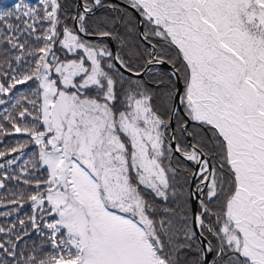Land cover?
I'll return each instance as SVG.
<instances>
[{
  "label": "snow or ice",
  "instance_id": "1",
  "mask_svg": "<svg viewBox=\"0 0 264 264\" xmlns=\"http://www.w3.org/2000/svg\"><path fill=\"white\" fill-rule=\"evenodd\" d=\"M0 264H264V0L0 7Z\"/></svg>",
  "mask_w": 264,
  "mask_h": 264
},
{
  "label": "trees",
  "instance_id": "2",
  "mask_svg": "<svg viewBox=\"0 0 264 264\" xmlns=\"http://www.w3.org/2000/svg\"><path fill=\"white\" fill-rule=\"evenodd\" d=\"M13 2L14 0H0V7L10 6ZM28 2L33 3L34 0H28ZM65 2L70 5L71 3H73V0H65ZM14 142H15V138H10L8 140H5L4 144H0V147H3L6 144L14 143ZM3 210L5 209L0 208V211H3Z\"/></svg>",
  "mask_w": 264,
  "mask_h": 264
}]
</instances>
